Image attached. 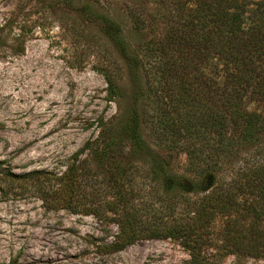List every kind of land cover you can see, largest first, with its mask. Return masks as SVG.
<instances>
[{
	"label": "rangeland",
	"instance_id": "374dc122",
	"mask_svg": "<svg viewBox=\"0 0 264 264\" xmlns=\"http://www.w3.org/2000/svg\"><path fill=\"white\" fill-rule=\"evenodd\" d=\"M79 1L111 15L122 39L139 53L156 31L152 0H0V264H192L179 238L140 239L116 250L111 243L119 227L103 212L51 206L49 197L41 198L31 184L30 172L42 171L57 187L75 161L85 189L97 192L85 201L97 203L103 200L108 167L129 161L135 166L131 183L149 211L162 209L161 217L171 219L181 208L183 196L165 191L149 173L153 157L130 153L128 140L115 127L133 101L131 75L99 25L74 9ZM250 1L255 6L258 0ZM128 7L143 19L141 27L132 22ZM106 74L122 87L121 94L109 96ZM158 143L153 147L170 160L171 173L198 180L187 169L186 152ZM222 161L216 180L228 182L241 168L264 161V138L236 148ZM168 203L176 204L173 210ZM220 224L216 218L212 229ZM205 255L203 264H264V258L219 255L215 244Z\"/></svg>",
	"mask_w": 264,
	"mask_h": 264
},
{
	"label": "trees",
	"instance_id": "16d2710c",
	"mask_svg": "<svg viewBox=\"0 0 264 264\" xmlns=\"http://www.w3.org/2000/svg\"><path fill=\"white\" fill-rule=\"evenodd\" d=\"M152 1L156 31L140 53L122 39L120 24L111 15L90 1L72 6L99 25L127 64L133 101L127 102L115 127L128 140L130 153L153 157L149 173L163 189L183 196L178 215L163 219L162 209L149 211L131 183L135 166L129 161L108 167L103 200L97 203L85 201L97 192L85 189L75 161L60 175L57 187L42 171L30 172L31 184L41 198L49 197L51 206L103 212L119 227L111 243L116 250L140 239L172 237L187 247L192 264L205 262L211 244L219 255L264 258V161L241 168L228 182H218L215 173L228 153L264 138V0L255 6L250 0ZM131 9L127 14L141 27L143 19ZM105 80L110 97L121 94L113 76L106 74ZM114 139L110 133V142ZM156 139L186 152L187 169L198 180L171 173L170 160L153 147L159 144ZM196 191L203 193L183 194ZM166 206L173 210L176 204ZM216 218L221 224L214 231Z\"/></svg>",
	"mask_w": 264,
	"mask_h": 264
}]
</instances>
